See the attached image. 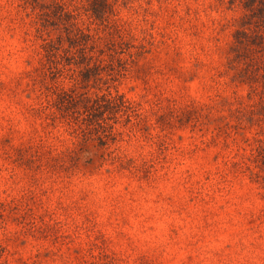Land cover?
<instances>
[{
    "label": "rangeland",
    "instance_id": "1",
    "mask_svg": "<svg viewBox=\"0 0 264 264\" xmlns=\"http://www.w3.org/2000/svg\"><path fill=\"white\" fill-rule=\"evenodd\" d=\"M60 1L101 46L116 27L125 63L86 84L62 59L54 78L42 6L0 0V264H264V87L230 64L240 1L110 0L107 22ZM108 86L137 116L103 142L57 102Z\"/></svg>",
    "mask_w": 264,
    "mask_h": 264
},
{
    "label": "trees",
    "instance_id": "2",
    "mask_svg": "<svg viewBox=\"0 0 264 264\" xmlns=\"http://www.w3.org/2000/svg\"><path fill=\"white\" fill-rule=\"evenodd\" d=\"M46 1L32 0L34 4L42 6L41 24L49 36L44 38L42 45L44 53L41 65L45 71H49L56 78L62 71L59 67L60 61L64 59L67 65H74L79 69L77 73L81 78L76 80L86 84L101 80V72L107 68L111 70L110 79L116 80V60L125 63L123 57H119L118 46L122 47L124 42L128 43L122 36L116 41V27L110 28L111 31L103 38L101 46V37H97L91 33V29L81 24L80 6L60 0L48 3ZM86 1V5L83 6L86 11H90L92 16L103 22H107L109 14L115 12L114 3L110 0ZM239 1L244 12L238 18V26L234 32L230 64L232 67L239 65L238 76L248 80L252 89L258 91L254 83L260 85L262 82L264 87V73H260L264 69V0ZM234 2L236 0H231V4ZM52 30L57 31L55 38L51 37ZM129 54L133 55L131 52ZM259 96V109L255 112L264 114V90ZM57 104L59 110L67 112L77 123L81 122L88 130L95 131L97 137L105 138L103 142H107L112 136L116 121L125 118L129 123L135 114L134 117L137 116L132 106L133 102L125 95L114 92L111 86L91 94L78 93L74 90L62 91L58 95ZM249 119L252 120L253 117ZM100 130L103 132L102 136L98 133ZM257 142L258 154L255 157L264 165V141L259 139Z\"/></svg>",
    "mask_w": 264,
    "mask_h": 264
}]
</instances>
